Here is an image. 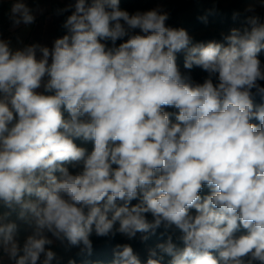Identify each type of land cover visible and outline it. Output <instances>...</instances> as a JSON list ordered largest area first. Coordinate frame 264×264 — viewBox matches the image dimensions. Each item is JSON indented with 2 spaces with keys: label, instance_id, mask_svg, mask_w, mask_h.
I'll list each match as a JSON object with an SVG mask.
<instances>
[{
  "label": "clouds",
  "instance_id": "1",
  "mask_svg": "<svg viewBox=\"0 0 264 264\" xmlns=\"http://www.w3.org/2000/svg\"><path fill=\"white\" fill-rule=\"evenodd\" d=\"M119 3L76 0L51 48L0 39V264H53L56 241L90 255L93 233L146 241L160 227L179 244L169 235L145 264H264V103L252 91L264 97V23L194 43L167 12ZM10 11L34 22L24 0ZM181 53L203 83L180 71ZM17 221L31 228L23 244ZM112 264L142 261L122 244Z\"/></svg>",
  "mask_w": 264,
  "mask_h": 264
},
{
  "label": "rangeland",
  "instance_id": "2",
  "mask_svg": "<svg viewBox=\"0 0 264 264\" xmlns=\"http://www.w3.org/2000/svg\"><path fill=\"white\" fill-rule=\"evenodd\" d=\"M9 1V8L7 7L4 10L5 20L3 23H0L3 26H9L13 23L11 19V6L16 0H0V2ZM191 4L186 10H183L179 13L178 22L183 26V23L191 18L192 16L198 14L204 7L203 0H189ZM225 5L229 4L231 0H221ZM26 5L31 9L32 14L34 15V22L37 25V31H39L40 39L45 38L44 47L51 45V42L56 38V30L59 23L64 20L66 21L67 17L72 14L74 8H69V5H74L76 0H24ZM90 3L91 0H88ZM120 7V3H119ZM172 0H132L130 5L126 10L131 14L136 11H147L151 9H160L163 12H167L168 15L171 12ZM249 8H252L253 11H248ZM66 9V10H65ZM240 9L245 13L256 14L264 13V0H244L241 3ZM9 10L8 12H6ZM48 23V26H47ZM233 28L243 30L245 27L241 24H234ZM136 33H139V29L134 30ZM188 34L193 38L194 43L209 41H214L215 35L229 34V29L219 23L213 22L209 24H204L200 27L195 28L194 30L187 31ZM126 39V38H125ZM122 41H117V45ZM178 66L180 71L183 74L190 75L192 80L197 83H203L204 79L207 78V73L199 67H193L191 70L184 68V59L183 54H178L177 59ZM264 67V62H263ZM214 83L216 79L213 78ZM260 85L264 87V81H259ZM255 90V89H253ZM167 111H175V109L168 108ZM76 171V170H75ZM78 171V170H77ZM12 219H16L15 213L12 215ZM20 225L19 228V239L21 244H23L24 239L27 235L31 234V228L25 225L23 222L17 221ZM118 227V224L116 225ZM117 243L118 244H128L134 248L135 237L132 239L127 238L126 236L116 233ZM97 237L93 233L90 237L91 240H96ZM118 240L120 242H118ZM52 250L57 253L59 264H69V261L72 260L73 250L71 247L67 246V243L61 244L59 241L54 242L51 246ZM11 261L5 258L3 264H9ZM10 264H13L11 262Z\"/></svg>",
  "mask_w": 264,
  "mask_h": 264
},
{
  "label": "trees",
  "instance_id": "3",
  "mask_svg": "<svg viewBox=\"0 0 264 264\" xmlns=\"http://www.w3.org/2000/svg\"><path fill=\"white\" fill-rule=\"evenodd\" d=\"M137 1V0H136ZM140 1V0H139ZM204 7L203 9L196 15L192 16L188 20L183 23V26L179 24L178 18L179 13L183 10H186L191 1L189 0H172V8L169 14V19L166 21L168 26L174 28H184L186 31L194 30L197 27H200L204 24H209L213 22H219L225 25L230 30L233 29L234 24H241L244 27H248L246 23V19L249 16H257L259 17L260 21L264 23V13H256L250 14L245 13L240 9L241 3L244 0H231L229 4H224L221 0H203ZM132 0H120V9L126 10V8L130 5ZM9 8V1L0 2V23H3L5 20L4 10ZM7 10L6 12H8ZM65 21L62 20L58 28L56 30V38H61L63 35L66 34V29L63 27ZM227 34L215 35L214 41L216 42H224L223 36ZM258 58L261 61V65L263 67L264 62V50H262ZM254 93V103L255 104H262L264 103V97L260 95H255V90H252ZM43 92V91H42ZM253 123H259L258 121L253 120ZM75 143L78 146L86 147L89 151L92 149L91 143H85L81 140H76ZM115 167V166H114ZM70 171L75 172V170L79 169H72L69 166ZM207 189H205L204 194H207ZM137 201H133L132 203L135 204ZM147 218L151 221L152 217L150 214L147 215ZM245 230L241 229L237 235L243 234ZM142 235L138 233L135 237L134 242V253H136L142 261V264H145L146 260L149 257L150 251L156 249V246L160 243H165L168 239L169 235H172L173 241L179 244L177 237L180 235L179 231H172L169 230L165 232L163 227H160L156 230L154 235H150L149 239L142 240ZM118 242H120L118 240ZM92 252L90 255H82L80 254V248L72 246L71 249L73 250L72 260L75 261V264H112L114 259V250L116 249L117 245H121L117 243V235H110L105 237H97L96 240H92ZM167 257L165 261H167ZM53 264H59V261H53Z\"/></svg>",
  "mask_w": 264,
  "mask_h": 264
},
{
  "label": "crops",
  "instance_id": "4",
  "mask_svg": "<svg viewBox=\"0 0 264 264\" xmlns=\"http://www.w3.org/2000/svg\"><path fill=\"white\" fill-rule=\"evenodd\" d=\"M0 39L8 41L10 43V47H12L14 50L34 44L40 46L45 45V38L43 37L40 39L39 31H37V25L35 22L28 25H25L22 22L19 25L12 23L9 26H3L0 24ZM54 41L55 39L51 42V45H48L49 48L53 46ZM38 91L42 92L43 88L39 89Z\"/></svg>",
  "mask_w": 264,
  "mask_h": 264
}]
</instances>
